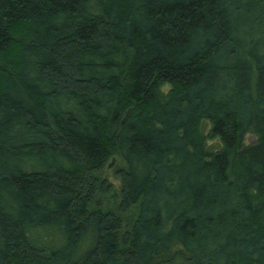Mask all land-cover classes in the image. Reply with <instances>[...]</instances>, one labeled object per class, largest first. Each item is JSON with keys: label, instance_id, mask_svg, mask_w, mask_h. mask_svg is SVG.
<instances>
[{"label": "trees", "instance_id": "trees-1", "mask_svg": "<svg viewBox=\"0 0 264 264\" xmlns=\"http://www.w3.org/2000/svg\"><path fill=\"white\" fill-rule=\"evenodd\" d=\"M0 264H264V0H0Z\"/></svg>", "mask_w": 264, "mask_h": 264}, {"label": "rangeland", "instance_id": "rangeland-1", "mask_svg": "<svg viewBox=\"0 0 264 264\" xmlns=\"http://www.w3.org/2000/svg\"><path fill=\"white\" fill-rule=\"evenodd\" d=\"M169 90V85H163L161 87V92L165 95L166 92ZM200 130L203 134L207 135L210 131V123L207 120H203L201 122V127ZM257 139V136L253 133L250 132L248 133L245 138H244V144L248 145L253 143ZM222 144L220 142V139L215 138L214 140H210L206 144L207 151L210 153H213L221 148ZM124 168V163L122 160L117 157L113 156L109 159L107 165L105 166L104 172H103V178L106 179L109 183L112 184L113 190L111 195L107 197L102 198L101 204L105 203L106 201V206L108 208L114 209L118 202H119V192H120V185H121V180L119 177L115 174L117 169ZM109 210V209H107Z\"/></svg>", "mask_w": 264, "mask_h": 264}]
</instances>
